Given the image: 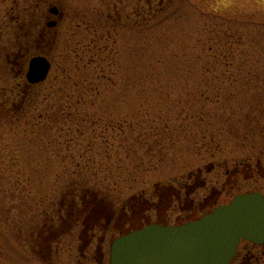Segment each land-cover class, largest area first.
<instances>
[{"label":"rangeland","instance_id":"obj_1","mask_svg":"<svg viewBox=\"0 0 264 264\" xmlns=\"http://www.w3.org/2000/svg\"><path fill=\"white\" fill-rule=\"evenodd\" d=\"M48 7L51 69L22 108L4 49L39 53ZM0 45V264H108L136 222L264 195V0H0ZM87 192L109 207L94 230Z\"/></svg>","mask_w":264,"mask_h":264},{"label":"water","instance_id":"obj_2","mask_svg":"<svg viewBox=\"0 0 264 264\" xmlns=\"http://www.w3.org/2000/svg\"><path fill=\"white\" fill-rule=\"evenodd\" d=\"M49 13L55 15V8ZM50 27L55 22H50ZM47 58L29 60L30 83L46 80ZM240 241L264 244V195H234L201 217L181 225L151 223L110 242L109 264H231Z\"/></svg>","mask_w":264,"mask_h":264},{"label":"flooded vegetation","instance_id":"obj_3","mask_svg":"<svg viewBox=\"0 0 264 264\" xmlns=\"http://www.w3.org/2000/svg\"><path fill=\"white\" fill-rule=\"evenodd\" d=\"M50 9L48 7L47 11L45 12L47 15L43 18L42 20V25L39 24V22H36L35 24H31V27L33 28V30L36 31V35H35V39H36V44H37V48H38V52L37 54H31L29 58H27V53H28V41H23L20 39L19 40V36H16L17 39H16V44H14L17 49L15 52H6V50L4 49V56H5V61L8 65H11V71H13L14 68L17 69V71H14V76L16 74H21V71L22 69L25 67V72H24V76H23V79H24V83H23V89H22V92H21V97H20V104L22 106V108L24 107H27L29 104V102L31 101L32 99V91L35 87H38L41 83H43L44 81L40 82V83H36V84H33V83H30L27 78H26V73H27V70H28V63H29V60L35 56H42L44 57L45 56V51L48 49L49 47V36H48V33L49 30L53 27L56 26H53V27H50V22H52L50 19H49V15L51 13L50 12ZM57 13L55 15H58L59 14V11L56 9ZM53 15V13L51 14ZM23 24L20 25L19 27V31L21 33V36L20 38L22 37V39L26 36H29L28 33H30V30L24 28V32L22 33V30H23ZM41 43V45H39ZM3 49V48H2ZM41 50V52H40ZM0 53H1V45H0ZM27 58V60H26ZM45 58H47L45 56ZM48 59V58H47ZM49 60V59H48ZM48 77V76H47ZM47 79V78H46ZM20 85L18 84H15L13 87L14 89L10 90L11 93H13L15 91V89L17 87H19ZM0 111H3L5 109V106L7 104V96H4L6 94V90L5 88H0ZM9 100V99H8ZM14 102L13 100L10 101V105H8L9 107L12 105L13 106ZM79 239L82 241V247L84 249H87L88 247L91 246V243L94 239V236L93 234L89 235V237L85 240L82 239V237L80 236ZM264 248V244L263 245H260V246H256L254 245L253 243H249V242H246V241H241L237 247V251L233 257V260H232V264H251V262L253 261L254 264L259 261V258L257 256V253L255 254H252L251 253V250L252 249H263ZM264 250V249H263ZM94 254H96L98 256V259L102 261L103 259V252H102V249L100 248L99 245H97L95 247V250H94ZM251 261V262H250ZM238 262V263H237Z\"/></svg>","mask_w":264,"mask_h":264},{"label":"trees","instance_id":"obj_4","mask_svg":"<svg viewBox=\"0 0 264 264\" xmlns=\"http://www.w3.org/2000/svg\"><path fill=\"white\" fill-rule=\"evenodd\" d=\"M151 4H149V6H150ZM149 9L150 8H152V5L150 6V7H148ZM162 10H165V8H163ZM157 13V12H156ZM146 17V16H145ZM144 17V18H145ZM146 20L144 21L145 23L147 22V20H148V17L147 18H145ZM87 196H92V194L90 195V193H88L87 192ZM96 197H95V195L94 196H92V197H89V199H86V197L84 196L83 197V195H82V197H81V201L80 202H82L81 204H82V207H83V211L80 209V211H78V218H76L74 221L75 222H78L79 221V218H80V216H86V219H84V222H83V224L84 225H90L91 224V226H89V227H87V229H92V230H94L93 229V223H95V220H98L99 218L101 219L102 218V215H103V213L104 214H106L105 212H104V208L102 207L103 205H105V202H104V200H99V199H95ZM80 200V199H79ZM142 204H144L145 205V202H143ZM72 205H74V204H72ZM71 206V205H70ZM107 208H109L108 207V205H105ZM104 206V207H105ZM70 208V210H69V212H70V218L73 216V214H72V208L71 207H69ZM131 208V207H130ZM85 212V214H83ZM204 213V212H203ZM92 215V216H91ZM108 215V214H107ZM109 216V215H108ZM107 217V216H106ZM105 217V218H106ZM134 217H136V215L134 216L133 214L131 215V221L130 222H133L134 220H136V218H134ZM192 218H189V219H187V221H189V220H191ZM71 220V219H70ZM145 220V219H144ZM136 221H138V219L136 220ZM137 224H136V226H134V227H132V229H136V228H139V227H142L143 225H145V224H147V223H144L143 224V222H136ZM163 224H166V223H163ZM132 225V224H131Z\"/></svg>","mask_w":264,"mask_h":264}]
</instances>
